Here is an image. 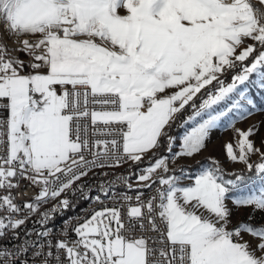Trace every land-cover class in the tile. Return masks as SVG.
Wrapping results in <instances>:
<instances>
[{"label":"snow or ice","instance_id":"1","mask_svg":"<svg viewBox=\"0 0 264 264\" xmlns=\"http://www.w3.org/2000/svg\"><path fill=\"white\" fill-rule=\"evenodd\" d=\"M21 52L27 60L13 55ZM253 75L264 88V0H0V190L7 192L0 210L9 214L0 216V237L93 168L141 164L151 153L137 187L156 185L146 199L137 192L133 204L126 193L109 196L113 184H102L112 206L95 196L103 207L72 227L74 239L65 229L64 239L47 241V253L45 244L24 241L14 252L0 250L4 264L33 244L40 264H264V226L228 228V200L264 211V151L250 138L255 126L235 129L239 139L225 154L254 171L258 187L242 191L250 177L225 173L215 159L186 185L182 167L168 174L169 159L207 148L222 117L234 109L240 119L252 114L242 104L253 105L246 96ZM202 90L207 98L197 107ZM224 101L227 111H215ZM186 106L193 109L188 121L200 119L173 151L168 129ZM162 146L170 156L157 157ZM21 179L40 191L23 204L27 215L13 219L21 205L11 189ZM118 180L132 188L128 177ZM68 205L60 199L40 213L41 223Z\"/></svg>","mask_w":264,"mask_h":264},{"label":"built area","instance_id":"2","mask_svg":"<svg viewBox=\"0 0 264 264\" xmlns=\"http://www.w3.org/2000/svg\"><path fill=\"white\" fill-rule=\"evenodd\" d=\"M2 115L6 117V110L2 113ZM87 158L91 159V155L87 154ZM148 162H150V160L146 156L143 163L135 164V166H133L132 162L129 161L128 163H123L114 167L93 168L88 172L87 176L82 177L80 181L76 182V188L62 194V196L56 200L40 204L38 212L28 216L25 224L19 229L6 230L5 235L0 237V250L6 249L9 252H14L20 248L24 241H36L37 244H45L43 251L44 253H47V241L51 240L52 243L55 244L57 240L64 239L65 237L63 233L65 232V229H67L68 238L74 239L75 234L71 231L72 227L89 215L96 207L103 206L101 203L94 201L93 198L95 196L99 195L103 204L112 206V200L106 198L103 193L100 192V186L102 184H113L112 191L109 192V196L112 195V192L117 194L126 193L127 195L133 197V200L131 201L133 204H135L134 197L137 192L142 193L145 199L152 196L155 193L156 185H154L151 189L138 188L137 184L139 182L135 179V174L141 172L143 168L147 167ZM168 164L170 169L171 159H169ZM120 177H128L127 183L131 184L132 188L129 189L127 184H125L122 180H118ZM39 191L40 188L38 186L30 185L28 180L21 179L19 186L11 189V195L14 198V201L21 205V211L11 214V218H24L25 215H27V210L23 209V204L34 201V197L39 194ZM4 194H7V192L5 190H0V195ZM60 199H67L69 201L68 207L58 209L56 212L50 213L47 222L41 223L43 217L40 213L48 212L53 205L59 203ZM120 203H123V201H120ZM6 215L9 214L0 210V216ZM46 230L50 232L49 237L44 238L36 235L37 233ZM35 247V244L31 245L27 252L15 257L12 260V264H20L21 260L26 261V264H40L43 257H35L33 255ZM52 252L55 254V248L52 249ZM61 257L63 259V253H61ZM0 264H4L3 258H0Z\"/></svg>","mask_w":264,"mask_h":264},{"label":"rangeland","instance_id":"3","mask_svg":"<svg viewBox=\"0 0 264 264\" xmlns=\"http://www.w3.org/2000/svg\"><path fill=\"white\" fill-rule=\"evenodd\" d=\"M30 40H35V36L28 37ZM21 39H23L21 37ZM5 43H10L7 39L4 41ZM251 43V41H249ZM13 55H19L20 59L27 60L28 57L24 55V53H13ZM27 71V68L25 69ZM234 74V73H233ZM225 79L226 83L231 82V75L226 77H222ZM253 82H249L246 88V96L248 99L253 101V105H248L246 102L242 104L244 108H252V114L246 116L244 119H240V111L234 109L231 113L227 116L222 117L220 121L217 123V127L210 131V137L207 143V148L202 150L200 153L195 154L193 157H182L176 160H171V167L170 171H172L175 167L179 166L184 169L190 168V181L194 178V175H197L204 167H207L212 159H215L220 162L221 166L224 168L225 173L232 172L238 168H246L242 163H232L226 161V154H225V145L227 143H232L234 146L236 145L239 137L235 134V129L247 130L251 126H255L258 129L255 135L250 137L257 147L261 148V151H264V146H261V137L264 136V88L259 87L260 78L253 75L251 78ZM253 88L258 95V98H255L254 94L250 92V89ZM261 89V90H260ZM197 98L195 99V103L197 107L202 102V99H206L207 95L202 90L201 94H197ZM230 106L229 101H224L219 103L218 105L213 106L215 111H227V107ZM193 113V109L189 106H186V110L182 111L180 115H178L175 122L172 124L171 128L168 129L169 135L175 138V147L173 151L179 150V143L180 138L184 135L186 131H188L191 127L195 126V123L199 121L200 118H197V121H188L187 118L189 115ZM215 114V113H213ZM206 119L207 116L204 115ZM232 123L234 127H229V123ZM238 154V150H237ZM170 156L171 154L168 153L165 149L164 152L159 154V156ZM150 160L147 166L153 162L154 158H151L149 154L147 156ZM255 158H258L256 154H253L250 157V161L252 162ZM133 164V163H132ZM135 166V164H133ZM137 175L135 174V179ZM260 184L259 177L253 175L250 179L245 181L246 187L242 188V191L247 189H254L258 187ZM228 207L231 210V215L229 217V224L228 228L232 229L237 226L239 222L247 221L253 225H260L264 226V211H254L252 207H241L237 209L233 206L231 200L227 201ZM111 206V205H108ZM103 206H98L94 210H99ZM93 210V211H94ZM92 211V212H93ZM203 211V210H201ZM92 212L87 215L90 216ZM206 214V213H205ZM86 216V217H87ZM249 216H251V220L249 221ZM85 217V218H86ZM84 219V218H83ZM83 219L79 222H83ZM77 224V223H76ZM245 240H253V238L249 235L244 236Z\"/></svg>","mask_w":264,"mask_h":264},{"label":"trees","instance_id":"4","mask_svg":"<svg viewBox=\"0 0 264 264\" xmlns=\"http://www.w3.org/2000/svg\"><path fill=\"white\" fill-rule=\"evenodd\" d=\"M260 90H261V89H260ZM250 92L254 94L255 98H258V95H256V92H255V90H254L253 88L250 89ZM197 97H198V96H197ZM165 149H166V148L163 147V146H162L160 149H158V150H157V156H158L159 154H161L162 152H164ZM150 155H151V153H150ZM257 159H258V158H255L252 162H256ZM232 172H233V173H235V172H239V173H242L245 177H250V178H251L253 175H255L254 171L249 172L246 168H238V169L233 170Z\"/></svg>","mask_w":264,"mask_h":264},{"label":"crops","instance_id":"5","mask_svg":"<svg viewBox=\"0 0 264 264\" xmlns=\"http://www.w3.org/2000/svg\"><path fill=\"white\" fill-rule=\"evenodd\" d=\"M177 167H179V166H177ZM177 167H175L174 169H176ZM183 170L185 171V172H187L188 173V176L186 177V178H184L182 181H181V183L182 184H189V183H191V181H190V168L188 167V168H186V169H184L183 168ZM168 174H173V172L172 171H169V173ZM176 175H179L180 173L177 171L176 173H175ZM195 176V175H194ZM193 176V177H194ZM137 179V178H136ZM193 179V178H192Z\"/></svg>","mask_w":264,"mask_h":264},{"label":"bare ground","instance_id":"6","mask_svg":"<svg viewBox=\"0 0 264 264\" xmlns=\"http://www.w3.org/2000/svg\"><path fill=\"white\" fill-rule=\"evenodd\" d=\"M22 38H25V37H22ZM28 38V37H27ZM37 38V37H36Z\"/></svg>","mask_w":264,"mask_h":264}]
</instances>
